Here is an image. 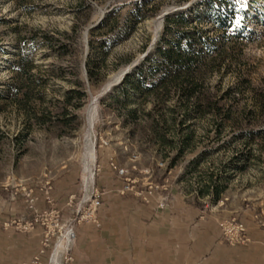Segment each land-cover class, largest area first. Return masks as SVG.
<instances>
[{"label": "rangeland", "instance_id": "374dc122", "mask_svg": "<svg viewBox=\"0 0 264 264\" xmlns=\"http://www.w3.org/2000/svg\"><path fill=\"white\" fill-rule=\"evenodd\" d=\"M165 11L187 12L185 29H202L220 49L204 50L195 70L217 109L187 115L176 95L117 91L121 74L160 43ZM219 16L230 19L227 36ZM89 54L100 71L92 84ZM22 55L34 61L29 73L17 71ZM76 79L87 96L67 102ZM254 87H264V0H0V264L86 261L91 235L109 214L137 215L150 184L160 185L150 204L183 197L190 229L201 221L245 262L264 264V108Z\"/></svg>", "mask_w": 264, "mask_h": 264}, {"label": "trees", "instance_id": "16d2710c", "mask_svg": "<svg viewBox=\"0 0 264 264\" xmlns=\"http://www.w3.org/2000/svg\"><path fill=\"white\" fill-rule=\"evenodd\" d=\"M83 4V3H82ZM134 17L137 20L142 18L141 13L135 11ZM115 13V8L107 13L106 21L111 15ZM187 12H181L177 15H168L164 21V31L162 39L155 48L148 54L137 68L133 69L129 74L126 75L123 82L116 87L117 91L125 96L128 94V89L139 90L143 98L146 99L149 95H156L157 101H164V97L177 96V102L182 105L183 110L188 112L193 111L195 113L202 112L203 109H217L216 103L219 100H213L210 93L207 92V88L204 85L202 78L196 75L195 70H200V66L203 62L204 50H207L209 54L219 51L220 49L216 46L215 40L211 37L205 38L202 35L203 30L197 27L185 29V24L189 23ZM105 20H102L100 26H104ZM227 21L230 19H224L219 16L216 22L223 32L224 36H227V30L229 25ZM176 24V34L173 37H168V34L172 31ZM97 29H93L92 33H95ZM166 43L167 46L162 48L161 44ZM202 46H201V45ZM90 47H93V41H90ZM68 46L61 44L57 49V53L61 56L67 51ZM216 57H212L207 63L210 70L219 69L220 62ZM17 71L22 73H29L30 68L34 65V61L28 58L26 55H22L16 61ZM128 62V60H124ZM86 69L88 80L92 84L95 79L99 76L97 63L93 61L89 54L86 58ZM78 65L73 68L75 76H78L79 70ZM75 83L78 87L70 90L66 94L67 102H70L73 98L77 100L83 99L87 96L84 89L85 81L76 79ZM249 83V79H248ZM258 89V90H257ZM256 91V101L261 104V108H264V87H254ZM29 97L28 92L25 93ZM110 97L117 101V96L110 93ZM179 108L167 109L171 113H175ZM130 116H135L136 110H129ZM258 133V132H257ZM191 134L187 135V139H190ZM173 166V163L170 164ZM220 191H216V195ZM218 198V196H216Z\"/></svg>", "mask_w": 264, "mask_h": 264}, {"label": "crops", "instance_id": "0c3cea01", "mask_svg": "<svg viewBox=\"0 0 264 264\" xmlns=\"http://www.w3.org/2000/svg\"><path fill=\"white\" fill-rule=\"evenodd\" d=\"M173 198L176 203L170 199L163 209L154 198L138 205L137 215L109 214L110 225L91 235L90 259L79 264H248L205 223L195 224L203 225L201 230L190 229V205L183 197Z\"/></svg>", "mask_w": 264, "mask_h": 264}, {"label": "built area", "instance_id": "2783aa9c", "mask_svg": "<svg viewBox=\"0 0 264 264\" xmlns=\"http://www.w3.org/2000/svg\"><path fill=\"white\" fill-rule=\"evenodd\" d=\"M133 157H134V158H137V154L133 155ZM161 165H163V163H162ZM113 166H114V168L116 169V171H117L120 175H124V176H126V170H125L124 168H120V167H118V166L115 165V164H113ZM127 179L129 180V178H127ZM163 186H164V188H166L165 185H163ZM125 187H126L127 189H131V188H133L134 186H131L130 184H126ZM149 187H150L149 195H152V193H153V191H154L155 189H159V188H160V185H159V184H150ZM137 194H141V193L137 192ZM149 195H148V197H147V195H144V199H145V201L148 202V203H150L151 200H152V198L149 197ZM100 204H101V203H100V200H99L98 198L93 199L92 204H91L92 209H91L90 217L93 218V221H95V222L97 223V225H99V222L97 221V219H95V218H96V217H95V210L100 206ZM157 206H158L160 209H163V208L166 206L165 199H164V198H163V199H160V200L157 202ZM236 231H237L238 233H242V232L245 231V229H244L243 225H238V226H236Z\"/></svg>", "mask_w": 264, "mask_h": 264}, {"label": "water", "instance_id": "95a60500", "mask_svg": "<svg viewBox=\"0 0 264 264\" xmlns=\"http://www.w3.org/2000/svg\"><path fill=\"white\" fill-rule=\"evenodd\" d=\"M178 10H179V9H176L175 11H178ZM170 13H171V12H169V11H165V12H163L161 15H159V17L157 18V20H162V19H164V17L167 16L168 14H170ZM99 23H100V21H98L94 26H92V28L95 27V26H97ZM138 65H139V63L136 62V63H134L133 65L129 66V67H128V68H127V69L121 74L120 80H123V79L125 78V76H126L127 74H129V72H130L132 69L136 68ZM116 84H118V83H111V84H109V85L107 86L106 91H105L104 93H107V92L111 89V87H112L113 85H116Z\"/></svg>", "mask_w": 264, "mask_h": 264}]
</instances>
